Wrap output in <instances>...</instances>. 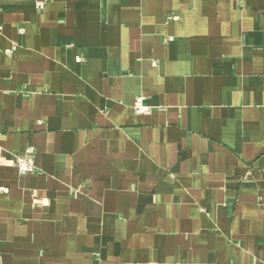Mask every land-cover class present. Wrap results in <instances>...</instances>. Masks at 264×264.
<instances>
[{
	"label": "crops",
	"instance_id": "0c3cea01",
	"mask_svg": "<svg viewBox=\"0 0 264 264\" xmlns=\"http://www.w3.org/2000/svg\"><path fill=\"white\" fill-rule=\"evenodd\" d=\"M35 2L0 0V264H264V0Z\"/></svg>",
	"mask_w": 264,
	"mask_h": 264
},
{
	"label": "built area",
	"instance_id": "2783aa9c",
	"mask_svg": "<svg viewBox=\"0 0 264 264\" xmlns=\"http://www.w3.org/2000/svg\"><path fill=\"white\" fill-rule=\"evenodd\" d=\"M48 0H36L35 6L38 10H43L47 4ZM0 29H2V24L0 23ZM134 107L139 112H144L148 108L143 103V98H138L134 104ZM32 148L27 150V154L15 156L14 161L21 173H31L36 170V164L31 156Z\"/></svg>",
	"mask_w": 264,
	"mask_h": 264
}]
</instances>
